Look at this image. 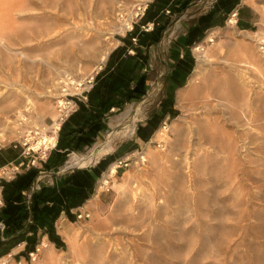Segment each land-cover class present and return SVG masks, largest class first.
Here are the masks:
<instances>
[{"label":"rangeland","instance_id":"rangeland-1","mask_svg":"<svg viewBox=\"0 0 264 264\" xmlns=\"http://www.w3.org/2000/svg\"><path fill=\"white\" fill-rule=\"evenodd\" d=\"M133 1L0 0L2 145L51 123L65 72L96 74L119 36L117 12ZM246 2L256 24L206 33L214 43L194 51L193 79L178 92L168 130L124 155L129 167L95 192L89 218L35 261L3 264H264V0ZM148 95L108 141L66 162L95 159L131 136L121 127L149 115L157 89Z\"/></svg>","mask_w":264,"mask_h":264},{"label":"crops","instance_id":"crops-1","mask_svg":"<svg viewBox=\"0 0 264 264\" xmlns=\"http://www.w3.org/2000/svg\"><path fill=\"white\" fill-rule=\"evenodd\" d=\"M246 1L154 0L131 31L114 38L87 100L63 121L55 146L38 164L40 169L24 168L15 179L3 182L0 261L26 260L41 238L46 249L60 246L72 234L70 225L79 221L76 213L86 210L95 192L99 193L102 178L107 176L109 182L108 169L114 160L151 140L155 128L174 113L178 92L193 79L195 44L210 29L229 23L227 17L234 8L242 31L256 24L257 11ZM146 23H152L151 28L142 30ZM154 88L158 97L131 136L113 139L111 151L89 165L64 169L68 156L89 154L91 148L118 131L121 121L128 122L132 108L152 95ZM19 153L20 148L11 143L1 146L0 166L18 159ZM36 179L40 188L29 197L27 190ZM64 228L66 235L61 230Z\"/></svg>","mask_w":264,"mask_h":264},{"label":"built area","instance_id":"built-area-1","mask_svg":"<svg viewBox=\"0 0 264 264\" xmlns=\"http://www.w3.org/2000/svg\"><path fill=\"white\" fill-rule=\"evenodd\" d=\"M154 0H134L133 3L129 4L127 9H121L117 12L118 23L121 24L117 26L114 34H120L124 36L126 33L133 29V26L140 18L145 14L147 8ZM237 8H234L229 12L227 21L234 19V25L237 24ZM152 23H146L141 25L142 30H148L151 28ZM122 29V30H121ZM133 42H136V38H132ZM213 37L210 38L209 43H212ZM201 43V42H199ZM202 44V43H201ZM198 45L195 44L194 48ZM95 75H87L84 78L74 77L71 73L65 72L64 78H59L58 82V96L55 100V110H56V120H53L50 125L47 126L46 130L42 131L38 128H28L19 139H13L11 146L13 148H20L19 158L12 160L6 164L0 166V208L4 206V200L2 196L3 182L11 181L17 177L19 173L22 172L24 168L37 167L40 169L38 164L42 163L47 157V151L54 147L56 142L52 145L50 141H46L48 148H44V144L37 145L40 143L38 138L42 134L50 136L54 132L53 124L58 122L61 126L62 122L75 112L78 108L80 102H85L87 100V93L91 89L94 83ZM166 121H163L161 126L166 125ZM58 131V129H57ZM45 139L42 138V143ZM129 156H125L116 160L117 167H127L129 164ZM40 185L37 179L27 190V196H31L35 190H38ZM90 214L86 211H79L76 213L77 220H83L89 218ZM39 254V247L36 245L35 248L28 252V259L32 262L35 261Z\"/></svg>","mask_w":264,"mask_h":264},{"label":"bare ground","instance_id":"bare-ground-1","mask_svg":"<svg viewBox=\"0 0 264 264\" xmlns=\"http://www.w3.org/2000/svg\"><path fill=\"white\" fill-rule=\"evenodd\" d=\"M230 24H232L233 23V25H234V22H235V20L234 19H231V20H229L228 21ZM120 25V24H119ZM122 30V29H121ZM114 34V33H113ZM114 35H120V34H114ZM210 38H212V37H209V36H207L206 38H205V40H204V42H206V41H209L210 40ZM214 43V37H213V41H212V43L211 44H213ZM112 44V43H111ZM202 44H203V42H202ZM201 43H198V45L194 48V51H202L203 50V45H202ZM106 55V54H105ZM103 58H104V56H103ZM102 58V59H103ZM85 76H83V77H81V78H84ZM59 78H61V79H63L64 78V74L61 76V77H59ZM59 80V79H58ZM59 82V81H58ZM92 88V87H91ZM90 91V90H89ZM88 91V92H89ZM153 97H154V95H153ZM182 99V98H181ZM54 109H55V107H54ZM144 111V110H143ZM142 113V112H141ZM139 114H140V112H139ZM128 115V114H127ZM133 116L134 117H132V127H129V125H125L123 128H121V132L123 133V134H125L126 136H128V135H131L132 133H133V131H134V128H135V122H136V120H138V118L136 119L135 117H137V116H135V114H133ZM17 117H22L21 116V113L20 114H18V116ZM69 117V116H68ZM55 118H56V110H55ZM53 119V120H56V119ZM52 120V121H53ZM51 121V122H52ZM163 121H166V123H167V120H163ZM162 121V122H163ZM63 123V122H62ZM51 124V123H50ZM50 124H43V125H34V124H32V128H38V129H40V130H42V131H44V130H46V128H47V126L48 125H50ZM162 124V123H161ZM17 125H18V123H17ZM53 128H54V130H53V134L51 135L50 134V136H47V135H44V134H42V136H40V138H38V141L40 140V143H37V145H43L44 144V148L46 149V148H48V146L46 145V141H50V143H51V145L54 143V142H56V132H57V129L59 130V128H60V124L58 123V122H54V124H53ZM19 129V130H18ZM168 130V125L166 124L164 127H162L161 125L159 126V128H158V130L156 131V133L154 134V136H153V138H155L156 139V136H158L159 134H163L164 132H166ZM23 132V130H22V128H17V131H15V133L17 134V135H19V134H21ZM25 132V131H24ZM42 138H44L45 139V141H44V143H42ZM152 138V139H153ZM8 139V137H7V135H6V133L5 132H0V147L1 146H3L1 143H3V142H5L6 140ZM108 139H109V136H107V138H106V140L108 141ZM104 142V141H103ZM103 142H101V143H99V145L98 146H101L102 144H104ZM9 143H12V142H9ZM158 146H161V144L160 143H156ZM51 149V148H50ZM49 149V150H50ZM48 150V151H49ZM92 151H93V149H91ZM48 151H47V153H48ZM93 154V153H92ZM82 157V156H81ZM125 157V156H124ZM47 158V157H46ZM83 158V157H82ZM123 158V157H122ZM92 159H94V157H92ZM91 158H89V161L88 160H82L81 158L79 159V158H76V157H73L72 159H70L68 162H66V164H65V166H64V169H66V168H70V167H73V166H76V165H86V164H89L91 161L90 160H92ZM118 159H120V158H118ZM118 159H116V160H118ZM140 159L142 160V157L140 156ZM116 160H114V162L111 164V166L109 167V172H108V176L109 177H112L114 174H115V172H116V170L117 169H119V168H127V167H129V165H130V157H128V161H129V164H128V166L127 167H117V165H116ZM107 177V176H106ZM102 178L101 180H100V183H99V187L98 188H102V186H105L107 183H108V178ZM83 211H85V210H83ZM87 212V211H86ZM80 221V220H79ZM62 228V227H61ZM63 232H64V234L66 235V233L67 232H65L66 230H65V228L64 229H61ZM70 236V234L69 235H67V237H69ZM66 237V236H65ZM67 240V239H66ZM44 241H39L38 242V244H37V246L39 247V253H40V251L43 249V247H44ZM0 264H3V261H0Z\"/></svg>","mask_w":264,"mask_h":264},{"label":"trees","instance_id":"trees-1","mask_svg":"<svg viewBox=\"0 0 264 264\" xmlns=\"http://www.w3.org/2000/svg\"><path fill=\"white\" fill-rule=\"evenodd\" d=\"M88 94V93H87ZM57 243V242H56Z\"/></svg>","mask_w":264,"mask_h":264}]
</instances>
